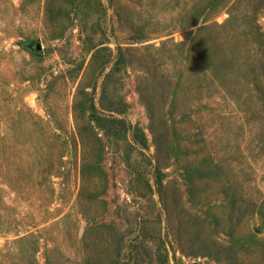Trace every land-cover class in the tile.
<instances>
[{"label":"rangeland","instance_id":"rangeland-1","mask_svg":"<svg viewBox=\"0 0 264 264\" xmlns=\"http://www.w3.org/2000/svg\"><path fill=\"white\" fill-rule=\"evenodd\" d=\"M0 264H264V0H0Z\"/></svg>","mask_w":264,"mask_h":264},{"label":"water","instance_id":"water-1","mask_svg":"<svg viewBox=\"0 0 264 264\" xmlns=\"http://www.w3.org/2000/svg\"><path fill=\"white\" fill-rule=\"evenodd\" d=\"M35 48L39 50L40 49V45L37 44Z\"/></svg>","mask_w":264,"mask_h":264}]
</instances>
